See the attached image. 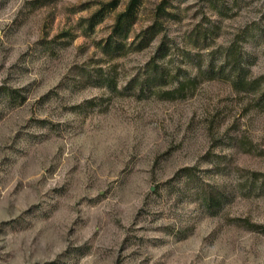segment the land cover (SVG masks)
Listing matches in <instances>:
<instances>
[{
    "label": "rangeland",
    "instance_id": "1",
    "mask_svg": "<svg viewBox=\"0 0 264 264\" xmlns=\"http://www.w3.org/2000/svg\"><path fill=\"white\" fill-rule=\"evenodd\" d=\"M107 1L0 0V264H264V0H170L141 48L162 1L142 0L103 50L129 0L88 31ZM155 59L170 75L151 83Z\"/></svg>",
    "mask_w": 264,
    "mask_h": 264
},
{
    "label": "trees",
    "instance_id": "2",
    "mask_svg": "<svg viewBox=\"0 0 264 264\" xmlns=\"http://www.w3.org/2000/svg\"><path fill=\"white\" fill-rule=\"evenodd\" d=\"M141 2L142 0H129L125 9L117 13L115 17V22L113 24V31L109 39L106 41L107 43L104 45L103 50H107L109 47H111V44L116 43L118 39L124 41L128 38L132 26L135 22L136 13L139 9ZM118 4H119V0H110L107 2H101L99 4L98 9L94 11L92 15L86 19L87 30L88 31L94 30L95 26L104 19L106 13L108 11L115 10ZM170 6H171L170 0H162L156 9L155 19L153 23L136 35V40L140 41L139 46H141V48H145L149 46L152 40L163 30L164 25L162 19L164 17L173 14V12L168 9ZM166 46L167 45L164 42L159 47L157 53L159 59L163 58L168 54L169 47ZM234 51L235 52H233L232 54L231 50L229 49V53H228V59H229L228 64L229 66H231V72H232V74L229 73V75L234 77V80H236L235 81L236 87L246 89L251 86L252 81H247V80L237 81V78L241 77V72L239 71L238 65L242 63L243 58L241 51H236V50ZM153 63H154L153 66L154 75L151 74L149 76L148 79L150 80V82L152 83L154 81L162 80V79L165 80V78L170 75V71L165 67H163L162 65L158 64L156 59L153 61ZM210 64L212 65L208 66V71L206 72L207 75L210 77V79H220L227 74L226 73L227 63L221 64L219 67L214 66L213 62H211ZM108 80H110V78H108ZM192 80H193L192 78H187L185 81L180 82L176 89L167 90L166 95L168 96V98H177L178 96H186L187 92H189V90L192 89L193 87V83H191ZM143 85L146 88L149 89L152 88L149 82ZM12 92L15 93L16 91L12 90ZM176 93L179 95H176ZM257 102L260 103L261 105H264V92L259 95ZM193 171H194V166L191 167L188 166L182 168L178 174L181 175L183 173L184 175L189 176L194 173ZM204 190H205L204 200L209 207L216 208L223 204L224 199L226 198L224 192L220 194L218 192L216 193L215 191L209 190L207 188H205ZM248 190L264 191V171L252 172ZM248 223L250 228L264 229V224L254 223L251 222L250 220L248 221Z\"/></svg>",
    "mask_w": 264,
    "mask_h": 264
}]
</instances>
